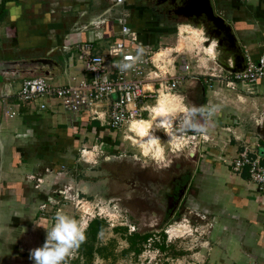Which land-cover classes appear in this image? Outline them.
<instances>
[{
	"label": "crops",
	"instance_id": "0c3cea01",
	"mask_svg": "<svg viewBox=\"0 0 264 264\" xmlns=\"http://www.w3.org/2000/svg\"><path fill=\"white\" fill-rule=\"evenodd\" d=\"M153 2L0 0L3 11L0 65L8 60L20 62L41 57L56 62L36 66L33 74L28 71L23 74L18 69L0 70L3 79L0 91L13 93L0 100V264H33L30 250L44 243L45 229L51 226L57 211L71 215L63 208V203L59 205L61 198L67 199L59 186L70 184V188L76 186L77 189L83 186L79 181H72L73 173L68 176V172L75 168L77 155L81 156L93 139L111 145V150L117 151L120 147L116 140L109 138L116 130L91 119L87 110L71 113L60 104H54L52 99H48L49 106L44 109L16 100L14 94L22 79L42 75L50 82L57 77V82L52 81L55 85L78 83L87 78V74L77 46L91 42L94 53H103L110 44L121 39L119 31L123 24L136 33L138 41L146 48L160 46L162 39L171 36L175 28L195 26L182 19H162L156 8L152 9ZM208 3L231 25L245 62L249 58L256 59L264 44V0H209ZM217 46L220 50L216 48V51H221L223 56L221 62L232 66L230 49L225 45ZM195 80L199 88L194 101L201 100L196 108L217 105L219 111L210 120H202L205 132L193 134L202 168L196 172L191 198L216 222L225 244L231 241L235 249V256L227 251L224 256L217 254L220 257L208 264L216 261L219 264H264V194L248 179L246 171L236 174L228 164L242 145H252L250 140L254 136L257 141L252 146L256 150L262 146L264 151V78L254 84H241L237 90L215 83L209 86L201 76L191 78L190 83ZM6 111H15V114L9 116ZM152 116L157 124L171 125L169 112L166 122L157 116L155 107ZM137 120L145 121L147 132L143 137L148 135L152 139L146 119L133 120L130 130L139 133L132 127ZM94 144L93 148L99 143ZM260 155L264 162V152Z\"/></svg>",
	"mask_w": 264,
	"mask_h": 264
},
{
	"label": "rangeland",
	"instance_id": "374dc122",
	"mask_svg": "<svg viewBox=\"0 0 264 264\" xmlns=\"http://www.w3.org/2000/svg\"><path fill=\"white\" fill-rule=\"evenodd\" d=\"M175 29L171 36L162 39L156 49L162 51L158 64H164L170 73L179 76L181 84L174 91L156 92V95L145 102L146 109L141 119L148 121L147 129L153 138L149 139L148 135V139L139 136L130 130L131 125L128 123L108 136L120 144L117 151L111 150V145L100 144L99 139H93L86 146L85 156L77 155V165L68 172V176L73 173L72 181H79L83 186L80 185L78 189L76 186L70 188V184L59 186L67 196L65 200L61 198L59 205L63 203V208L80 219L85 227L95 217L106 221V228L97 236V245L106 243L110 238L115 239L116 261L112 263L110 260H103L94 253L92 264H208L219 256L217 254L224 256L227 251L235 256L231 241L225 244L216 222L202 212L192 198H189L178 218L166 220L161 227L156 225L159 221L156 215L149 211L142 212L143 207L138 209V204H131L134 196L131 186L134 180L164 181L174 171V164L181 165V168L190 167L194 176H198L196 172L199 167L202 168L199 166L202 163L196 150V141L185 131L188 113L193 107L199 106L201 101L195 102L199 83L196 80L190 83V75L201 74L199 76L202 78L204 72L218 67V61H222L223 56L220 55L221 51H216L218 46L215 39H211L201 26L189 25L187 28ZM182 59L193 66L188 75H183L181 71ZM2 80L0 77V82ZM56 80L57 77L52 81L57 82ZM158 104L168 110L170 126L157 124L153 120L152 110ZM197 119L199 122L204 120L202 117ZM97 141L98 146L93 148ZM119 226L123 229L116 232L114 228ZM169 229L172 230L168 232ZM133 232L147 233L150 238L139 254L128 252L125 257L121 254V250L128 247L125 237ZM156 242L163 243L165 248L158 249ZM75 258L78 256L74 257V262ZM79 260L80 264H84L83 258ZM215 264L219 263L216 261Z\"/></svg>",
	"mask_w": 264,
	"mask_h": 264
},
{
	"label": "built area",
	"instance_id": "2783aa9c",
	"mask_svg": "<svg viewBox=\"0 0 264 264\" xmlns=\"http://www.w3.org/2000/svg\"><path fill=\"white\" fill-rule=\"evenodd\" d=\"M124 2L125 0H115V4ZM119 34L121 39L110 44L103 53H94L91 42L77 46L87 78L76 84L55 85L46 76H26L14 97L19 102H29L42 109L48 107V99H52L54 104H60L71 113L87 110L91 119L99 120L103 126L115 130H120L133 119H141L146 109L145 102L161 90H176L180 79L170 73L164 64H158L162 56L161 50L144 47L138 41L136 33L124 24L121 25ZM180 62L183 73L188 75L192 72V65L184 59ZM125 64L129 67L125 68ZM196 64L198 65L197 61ZM217 66L202 74L209 86L215 83L237 90L241 84L259 82L264 78V44L259 56L256 59H246L245 66L240 71L231 72L219 64ZM199 75L192 74L190 77L198 79ZM12 95L11 91L2 90L0 100ZM6 113L13 116L15 111ZM252 145H242L228 164L236 174L246 171L248 179L256 183L264 194V163L258 150ZM84 151L83 149L81 152L82 156H85ZM77 256L78 252H75L72 258Z\"/></svg>",
	"mask_w": 264,
	"mask_h": 264
},
{
	"label": "flooded vegetation",
	"instance_id": "af4514ba",
	"mask_svg": "<svg viewBox=\"0 0 264 264\" xmlns=\"http://www.w3.org/2000/svg\"><path fill=\"white\" fill-rule=\"evenodd\" d=\"M188 1L154 0V7L152 9L156 8L157 15L161 16L162 19L173 21L182 19L191 22L195 26L199 25L211 39H215L217 32L212 22L208 20L204 12L199 13L193 9V5ZM169 3V6L165 5ZM213 11L216 15L223 17L216 12L214 7ZM223 42L225 41L223 40ZM217 45L224 46V44ZM173 166L174 171L171 175L169 174V177L167 176L168 178H164L166 179L164 181L162 179L159 181L147 180L145 182L134 180L131 186V191L134 195L131 198V204H138V209L143 207L141 209L142 212L149 211L156 215L159 218V221L156 223L158 227H161L166 220L178 218L186 207L189 198L191 199L192 197L195 174L191 173L190 167L186 168V166H183L181 168V165L179 166L178 164H174Z\"/></svg>",
	"mask_w": 264,
	"mask_h": 264
},
{
	"label": "clouds",
	"instance_id": "9594fccd",
	"mask_svg": "<svg viewBox=\"0 0 264 264\" xmlns=\"http://www.w3.org/2000/svg\"><path fill=\"white\" fill-rule=\"evenodd\" d=\"M125 68L129 65L125 64ZM219 111V106L212 105L206 108L193 107L187 115L188 126L198 132H205L206 127L197 117L205 121L210 120ZM44 243L30 250V259L33 264H69L70 259L80 246L86 242V227L84 223L63 211H57L53 223L46 228Z\"/></svg>",
	"mask_w": 264,
	"mask_h": 264
},
{
	"label": "water",
	"instance_id": "95a60500",
	"mask_svg": "<svg viewBox=\"0 0 264 264\" xmlns=\"http://www.w3.org/2000/svg\"><path fill=\"white\" fill-rule=\"evenodd\" d=\"M188 2H191V4L193 5V9L197 10L199 13L201 12L205 13L208 20H210L213 26L216 28L217 35L215 37V41L217 42V44H221V45L224 44L226 47L230 49L231 54H233L232 66H229V64H225L221 61H218L219 64L223 68L231 72L242 70L245 66V56L240 46L237 44V40L232 31L231 25L227 23L223 17L215 14V12L213 11V7L208 3L209 0H189ZM223 40L225 42H223ZM52 63L56 64V62L49 57L34 58L20 62L15 60L13 61L8 60V61H4L0 65V70L13 71L18 69V71L22 72L23 74H25L27 71L33 74L34 73L33 69L36 66L40 67V66L50 65ZM45 74L48 73L45 72ZM262 124L264 125V120ZM258 133H259V128H258ZM250 141L253 145H256L257 137L254 136V139H251ZM258 152L259 154H263L264 151L262 146H258ZM191 154L193 155V152Z\"/></svg>",
	"mask_w": 264,
	"mask_h": 264
},
{
	"label": "trees",
	"instance_id": "16d2710c",
	"mask_svg": "<svg viewBox=\"0 0 264 264\" xmlns=\"http://www.w3.org/2000/svg\"><path fill=\"white\" fill-rule=\"evenodd\" d=\"M2 8L0 7V18L2 17ZM203 124V122H200ZM189 134H195L197 131L192 130L190 127L187 128L186 130ZM264 163V162H262ZM107 224L106 221L101 219V218H93L91 219L87 226H86V242L83 243L80 248L77 250L78 252V258L76 259L75 262L71 264H80L79 258H83L84 264H92L93 258H94V253H97L99 257L103 260H110L112 263L116 261L117 256L115 254V239L110 238L106 243H102L97 245V236L100 232H102L106 228ZM116 232H119L121 229V226L115 227L114 228ZM165 234H163L164 236ZM150 238V236L147 233H137L133 232L130 233L128 236L125 237L126 241L128 242V247L125 248L124 250H121V254L126 255L128 252H133L136 254H139L140 251L142 250V246L144 243ZM164 243V241H163ZM163 243H157L156 246L158 249L163 250L164 244ZM137 256H135L136 258Z\"/></svg>",
	"mask_w": 264,
	"mask_h": 264
},
{
	"label": "bare ground",
	"instance_id": "6f19581e",
	"mask_svg": "<svg viewBox=\"0 0 264 264\" xmlns=\"http://www.w3.org/2000/svg\"><path fill=\"white\" fill-rule=\"evenodd\" d=\"M155 109L157 110V116L159 118H161L164 122H166L167 118H168V111H166L165 106L162 107V104H158L157 106H155ZM136 120V119H133ZM132 120V121H133ZM132 121L130 122V124L132 123ZM132 127L138 129V134L140 136H144L145 133L147 132L145 129V121L144 120H137L132 124ZM172 229H169L168 232H170Z\"/></svg>",
	"mask_w": 264,
	"mask_h": 264
}]
</instances>
